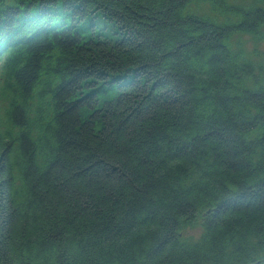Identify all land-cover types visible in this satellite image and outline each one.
I'll use <instances>...</instances> for the list:
<instances>
[{"label":"trees","instance_id":"1","mask_svg":"<svg viewBox=\"0 0 264 264\" xmlns=\"http://www.w3.org/2000/svg\"><path fill=\"white\" fill-rule=\"evenodd\" d=\"M234 34L264 40V0H0V264H264Z\"/></svg>","mask_w":264,"mask_h":264},{"label":"rangeland","instance_id":"2","mask_svg":"<svg viewBox=\"0 0 264 264\" xmlns=\"http://www.w3.org/2000/svg\"><path fill=\"white\" fill-rule=\"evenodd\" d=\"M194 8V7H193ZM196 12V8L193 9ZM240 39L244 50L249 54L255 62H262L264 64V40L255 42L252 40L250 35H236L234 34L231 39L232 46L236 48V43ZM200 223L196 222L192 226L183 227V235H188L190 238H196L201 234L202 228L199 226Z\"/></svg>","mask_w":264,"mask_h":264},{"label":"bare ground","instance_id":"3","mask_svg":"<svg viewBox=\"0 0 264 264\" xmlns=\"http://www.w3.org/2000/svg\"><path fill=\"white\" fill-rule=\"evenodd\" d=\"M10 55V54H9ZM12 57V56H11Z\"/></svg>","mask_w":264,"mask_h":264}]
</instances>
